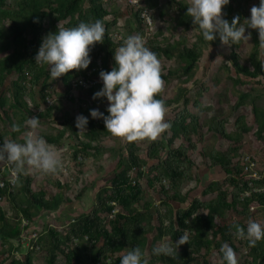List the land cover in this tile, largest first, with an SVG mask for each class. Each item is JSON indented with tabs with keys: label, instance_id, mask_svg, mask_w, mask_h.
Masks as SVG:
<instances>
[{
	"label": "trees",
	"instance_id": "obj_1",
	"mask_svg": "<svg viewBox=\"0 0 264 264\" xmlns=\"http://www.w3.org/2000/svg\"><path fill=\"white\" fill-rule=\"evenodd\" d=\"M6 1L8 0H0V10ZM241 1L230 0L228 5L223 6L222 12L229 22L235 16L240 17V13L244 10V7L240 5ZM18 2L19 13L16 17H19L21 22L13 21L7 33L0 31V41H2L0 54L12 48L9 55L0 58V87H2L7 76L16 75L11 85L13 91L10 98L13 105L8 107L9 110L16 111V116L22 117L21 111L27 112L23 101L26 95V82L36 84L41 77L47 76L45 65H38L34 60L42 41L41 33L45 19H49L51 22V32H55V25L62 21H65L64 27H75L81 21L102 19L106 28L105 38L103 43H96L93 48L96 54H100V56L101 53L99 52L105 53L104 62L102 61L105 71H110L114 66V51L121 43L111 42L110 35L113 32L109 33V28L115 25L113 20H116V17L103 9L107 0H18ZM85 2L88 4L86 10L83 8ZM172 2L177 15L176 22L183 30H189L193 27L197 31L199 40L205 45H218L220 42L218 37L210 42L204 40L201 32L197 26L193 25L191 17L187 14L186 5L176 1ZM129 9L132 10V8ZM0 16L8 18L11 15L0 12ZM109 18H111L110 22L107 21ZM130 23L136 25L138 28L136 33L142 35L138 12L133 10L131 22L127 23V26H130ZM25 34L29 39L26 38ZM251 41L253 50L249 56L250 69L238 64L234 52H231L230 62L237 76L264 81V46H261L256 29L251 33ZM146 45L150 47V43ZM233 45L237 47V44ZM150 49L157 53L158 58L163 57L169 60L175 58L178 70L184 76L191 74L200 58L196 46H185L184 39H180L171 45L167 44L162 48L156 46ZM257 54H259V58H257ZM108 63L111 65L108 66ZM92 65L93 63L90 62L86 69L79 71V74H83ZM76 74L72 69L60 76L65 94H69L70 81ZM97 88L100 87L87 92L91 98L92 107H96L98 103L93 98V93ZM44 89L42 87L40 90V98L43 101L47 97L43 92ZM242 100L243 95L232 105V112L241 106ZM164 102L166 107L170 104V101ZM186 103L187 100L184 98V104ZM92 107H82V110L89 114L87 136L93 140L100 136L99 128L104 129L105 125L101 123L98 126L96 123L99 120L93 121L90 116ZM49 108L50 106L39 112L38 116L49 118L52 111ZM0 112L1 118L3 117L6 124L12 128L13 124L7 116L4 99L1 95ZM102 112L107 115V111L102 110ZM252 114L255 119L256 139L264 144V110L253 107ZM22 121V119L18 121L20 126L18 130L22 127ZM56 121L74 136L77 135V128L72 119L63 117L56 119ZM226 122L227 119L224 117H213L206 126L207 131L214 132L230 143L226 151L221 154L215 150H210L206 155L204 154L211 166L218 167L223 172L225 176L223 184L227 185V188L224 189L219 183L211 182L203 189L202 195L214 193V200L200 201L194 199L185 210H172L168 203L169 201L174 203L185 201V197L180 196L179 188L182 181L190 180L189 171L191 168L186 156V147L180 145L173 149L172 139L180 137L188 146H191L189 135L196 133L201 128L198 118L183 107L181 111L175 112L173 115L169 129L172 137L149 143L146 157L156 162L147 169L148 176H145L143 171L145 162L137 154V142L140 140L132 142L126 140L123 147L119 148V157L115 163L113 176L107 185L97 191L91 210L66 229L59 230L46 227L36 243L39 250L45 251V264H56L58 256L62 258L63 264H120L124 250L139 245L143 251L145 239L151 232L149 221L152 214H155L159 224L162 223V220H168L167 228L161 229L159 226L156 229V241L160 238H167L169 241L175 242L180 235L185 233L188 235V240L180 245L177 257L152 255V246L148 258L149 264H219L218 261H221L222 264L221 245L227 242L235 249L233 245L235 246L240 241L248 250L249 255L252 256V262L249 264H264V239L258 241L254 247H250L247 240L238 239L235 236V225L230 227L223 222L227 211L247 217L249 211L251 212L255 208L264 209V175L257 181L243 180L241 177L242 168L234 162L239 149L234 144H237L241 136L247 134L250 128L244 124V118L238 116L234 122L235 135H231L224 128ZM45 139L51 145L57 144L58 140L49 137H45ZM0 140L3 143V135H0ZM88 148H90L89 144L78 142L73 152V159L76 160L78 155ZM161 151H165L164 159L158 155ZM23 174L25 173H22L16 182V186L22 182L20 189L25 196L23 201L15 199L14 190L10 192L8 186L0 189V203L7 202L11 205L12 210L19 214L15 216L16 218H10L6 212L0 209V243L13 244L16 248L22 245L21 237L26 230L21 226L20 220L26 219L32 224L34 223V214L37 211H54L58 206L56 201H46L43 192L34 193L30 188L31 178H23ZM143 178H146L145 182L149 188H153L156 183L168 182L166 190L163 187L159 190L163 197L160 201L163 214L157 211L153 212L149 203L141 204L140 209L142 211L136 208L143 197V189L138 183ZM68 202L66 201V203ZM109 216L111 217L109 218ZM107 217L108 219H106ZM106 225L109 227L108 230ZM33 227L35 228V225ZM72 236L80 239L86 237L92 245L89 247L87 244L79 243L72 248L64 246L65 242H68ZM213 253L216 254L215 257L211 256ZM6 264H33V255L27 251L22 258L11 259Z\"/></svg>",
	"mask_w": 264,
	"mask_h": 264
},
{
	"label": "rangeland",
	"instance_id": "obj_2",
	"mask_svg": "<svg viewBox=\"0 0 264 264\" xmlns=\"http://www.w3.org/2000/svg\"><path fill=\"white\" fill-rule=\"evenodd\" d=\"M139 4L147 8L151 13L152 18V30L150 35L146 37V44L150 43V47H165L167 44H173L180 39L185 40V46H196V49L200 53V58L196 63L193 71L189 76L182 75L178 70V64L175 58L166 59L160 57L162 77L165 80V86L163 90L158 94L160 99L164 101H170L167 106V112L165 119L172 122L175 112H179L185 107L189 112L194 114L198 120L201 128L196 133L190 134V145L188 146L180 137L172 139V148L175 149L182 145L186 147V156L191 164L190 168V180L182 181L179 188L180 196L185 197L183 203H174L169 201V205L172 210H185L191 204L194 199L200 201H209L215 199L214 193L202 195V191L211 182L219 183L224 189L227 188L226 184H223L225 176L218 167L211 166L209 160L204 156L210 150H215L218 153H223L230 146V143L220 138L214 132L206 130L208 122L213 118L224 117L227 122L224 128L227 133L235 135L234 122L238 116L244 118V124L250 128L247 134H244L239 139L236 147L238 152L234 158V162L242 168V179L251 181L260 180L264 175V144L262 141L256 139L255 136V119L252 114V109L264 110V81L260 79H248L243 76H237L231 62V52H234L238 64L242 67L250 69V55L253 50V44L251 37L248 41H241L237 44V47L231 45H223L221 42L216 46L205 45L198 38L197 31L191 27L189 30H183L176 22V11L172 1L180 2L186 6H190L191 0H137ZM253 4L258 5L259 0H242L240 5L244 7V10L240 13V22L250 15V8ZM239 5V4H238ZM83 8H88L87 2L84 3ZM103 9L110 13L113 17H116L115 25L111 26L109 33L120 32L122 35L136 34L137 26L131 22L133 9H129L123 2L118 0H107ZM0 12L8 13L11 16L8 18H2L0 16V31L7 33L13 21L21 22L19 17H16L19 13L18 0H8L5 2L4 7ZM120 17L123 20V24L117 22V18ZM111 21V18L107 20ZM129 21V22H128ZM65 21L59 22L55 25L57 27H64ZM122 23V22H120ZM110 25V24H109ZM52 30V25L49 19L43 21V29L41 38L46 36ZM254 29H247L248 32ZM130 31V32H129ZM129 33V34H128ZM26 38L29 39L27 34ZM2 41H0V45ZM12 52V48L4 51L0 54V58H4ZM101 53L102 61L104 62L105 53ZM259 58V54H257ZM108 66L111 64L108 63ZM178 70V71H177ZM46 77H41L36 84H30L26 82V95L24 97V103L26 105L27 112H22V117L16 116V111L8 109L9 105H13L11 97L12 89L11 85L16 78L15 74L7 76L0 87V95L4 99L5 109L7 116L12 124H17L22 119V127L18 131H14L10 128L0 112V135L4 138L15 139L17 142L23 143L25 136L28 132L33 131L25 123L28 117L37 116L40 118V126L34 130L35 134L41 135L44 138L49 137L52 139H58L55 148L61 156L63 164L67 168V172L64 175L58 174H41L39 171H32L30 168L23 174L24 177L31 178L30 188L34 193L43 192L45 194L46 201H56L57 208L54 211H37L34 214L33 221H35V230H37L39 237L46 227H53L55 229H66L74 223L80 217L86 215L92 208L93 203L97 195V191L108 184L114 173L115 163L119 157V148L123 147L126 140L120 137L113 136L106 128L100 129V136L90 139L88 135V127L86 131H79L77 129V135L74 136L68 129L63 127L56 119L67 117L75 122V118L79 114L89 117L81 107L82 103L86 101L92 107L91 98L87 93L75 91L71 94H65L61 78H52L49 74L48 66L45 65ZM171 73V74H170ZM44 87V94L51 100L50 108L51 115L49 118L38 116V111H43L46 105L40 98V90ZM97 88L94 92L99 90ZM75 95V96H74ZM243 95L241 106L234 112H232V105L235 101ZM184 98L187 103L184 104ZM71 101H70V100ZM98 102L96 107L100 111H107V101L104 98H95ZM40 111V112H41ZM104 123L103 119H99L98 126ZM171 133L166 130L160 137L155 140L144 139L137 142L138 156L145 162L143 171L145 176L147 175V169L153 165L156 161L148 159L146 157L147 148L150 142L160 141L162 138L165 140L170 139ZM80 142L82 144H89V147L85 152H81L77 159H73V152L76 149V144ZM193 147V148H192ZM161 159L165 157V151L158 153ZM148 176V175H147ZM146 178L138 181L140 187L143 189V197L136 208L142 211L141 204L149 203L150 209L153 212H159L163 214L160 201L163 199L160 194V189L163 187L165 190L168 188V182L163 181L160 184H154L153 188H149L145 182ZM22 182L14 189L15 199L23 201L25 198L21 192ZM66 201H69L66 203ZM0 209L7 213L8 217L16 218L19 215L18 212L12 210V207L7 202L0 203ZM118 210V209H116ZM240 210V208H239ZM238 210V211H239ZM108 219V217L106 218ZM105 219V220H106ZM254 219L264 222V209L255 208L247 217H243L239 214L227 211L225 213V219L223 222L228 226L240 224L246 228L247 221ZM107 226V225H106ZM150 231L145 239V245L143 252L144 258H149L150 249L152 246L158 245L160 242L168 241L167 238H160L157 241L155 236L157 235L156 229L160 226L161 229L168 227V220H162L160 224L156 220L155 214L149 221ZM107 230L109 227L107 226ZM164 237V236H163ZM236 240H234L235 242ZM233 242V243H234ZM87 244L89 247L92 245L87 238L80 239L72 236L68 242H65L64 246L72 248L78 244ZM236 243V242H235ZM23 245V244H22ZM21 245V246H22ZM233 245V244H232ZM16 248L15 245H9L8 243H0V263L6 264L11 259H20L24 253L28 250L23 245ZM11 247V248H10ZM180 245L178 246L179 249ZM234 251L237 256L238 264H249L252 262V256L249 255L248 250L243 245L242 241L235 244ZM177 249V251H178ZM123 251L122 254L125 253ZM33 264H45V251L33 250ZM215 253L211 254L215 257ZM221 264V261H218ZM56 264H63V260L60 256L56 259Z\"/></svg>",
	"mask_w": 264,
	"mask_h": 264
},
{
	"label": "clouds",
	"instance_id": "obj_3",
	"mask_svg": "<svg viewBox=\"0 0 264 264\" xmlns=\"http://www.w3.org/2000/svg\"><path fill=\"white\" fill-rule=\"evenodd\" d=\"M230 0H191L186 12L193 25L197 26L205 41L219 38L223 45L238 44L248 41L251 32L258 31L261 46H264V0L253 4L250 15L243 22L235 16L231 22L225 18L222 8ZM151 18V17H150ZM105 24L102 19L81 21L75 27H57L42 38L35 55V62L47 65L49 74L56 79L69 70H84L91 62L90 51L96 43H103ZM122 43L114 51V66L110 71L101 70L99 78L102 87L93 93V98H104L107 103V115L98 108L90 109V116L103 119L105 128L115 137L129 142L138 140H155L171 124L165 119L167 107L158 94L165 86L162 77L161 61L156 52L147 45L140 33L120 37ZM210 45V44H209ZM25 123L31 130L24 142L4 138L0 144V163L6 164L17 179L29 168L41 174H58L63 169L60 154L54 145L35 134L40 126V118L28 117ZM88 117L83 114L75 118V126L79 131H86ZM19 125L13 124L14 131ZM235 236L245 239L250 247L264 239V222L249 219L246 228L235 225ZM188 240L187 233L179 236L175 242L164 241L154 246L152 255L177 257L178 246ZM222 264H238L234 249L223 243L220 249ZM139 245L126 249L120 258V264H149Z\"/></svg>",
	"mask_w": 264,
	"mask_h": 264
},
{
	"label": "built area",
	"instance_id": "obj_4",
	"mask_svg": "<svg viewBox=\"0 0 264 264\" xmlns=\"http://www.w3.org/2000/svg\"><path fill=\"white\" fill-rule=\"evenodd\" d=\"M118 1L123 2L127 7L132 8L134 11L138 12L142 35L146 40V37L150 35L149 32H151L152 30V18H150L151 17L150 11L147 8L142 7L137 0H118ZM120 37H125V35H122L120 32H113L110 35L111 42L116 44L122 43L123 41L122 39H119ZM90 56H91V63H93V65L90 68H88L83 74H79V71L73 69L74 72L77 74L70 81V92H69L70 96L75 91L87 93L93 88L102 87V81L99 78V72L101 70H104L102 57L100 56V54H96L93 47L90 51ZM44 103L46 104L44 108L49 107L51 105V100L46 97ZM86 103L87 102L84 101L81 107L83 108L87 107ZM87 104L90 105L89 103ZM41 110H39L38 112H40ZM98 120L99 119L93 118L94 122H97ZM0 144H2L1 140H0ZM66 172H67V168L63 164V169L59 173L60 175L61 174L64 175L66 174ZM16 182H17V178L12 175L11 169L6 164L0 163V189H4L6 186H8V190L11 192L14 190V187L16 186ZM110 217L111 216H109V218ZM20 221H21V226L24 227V229H26L21 237L22 244L27 248L28 251L37 250L38 246H36V243L38 241L39 235L37 233V230H35V228L33 227L35 224L34 223L31 224V222H29L26 219H21Z\"/></svg>",
	"mask_w": 264,
	"mask_h": 264
},
{
	"label": "crops",
	"instance_id": "obj_5",
	"mask_svg": "<svg viewBox=\"0 0 264 264\" xmlns=\"http://www.w3.org/2000/svg\"><path fill=\"white\" fill-rule=\"evenodd\" d=\"M117 22H119V24H123V20L120 18V17H118L117 18ZM120 22H122V23H120ZM75 96V95H74ZM34 224H35V221H34ZM36 225V224H35Z\"/></svg>",
	"mask_w": 264,
	"mask_h": 264
}]
</instances>
